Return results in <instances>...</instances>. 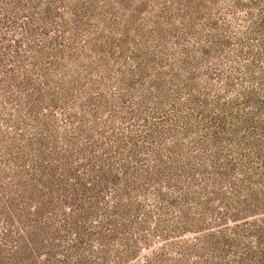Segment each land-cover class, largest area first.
Wrapping results in <instances>:
<instances>
[{"label": "rangeland", "instance_id": "obj_1", "mask_svg": "<svg viewBox=\"0 0 264 264\" xmlns=\"http://www.w3.org/2000/svg\"><path fill=\"white\" fill-rule=\"evenodd\" d=\"M0 264H264V0H0Z\"/></svg>", "mask_w": 264, "mask_h": 264}]
</instances>
